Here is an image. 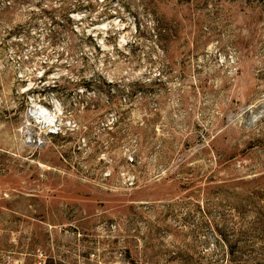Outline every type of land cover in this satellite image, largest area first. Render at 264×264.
I'll list each match as a JSON object with an SVG mask.
<instances>
[{
	"label": "rangeland",
	"instance_id": "obj_1",
	"mask_svg": "<svg viewBox=\"0 0 264 264\" xmlns=\"http://www.w3.org/2000/svg\"><path fill=\"white\" fill-rule=\"evenodd\" d=\"M230 260L264 264V0H0V264Z\"/></svg>",
	"mask_w": 264,
	"mask_h": 264
},
{
	"label": "bare ground",
	"instance_id": "obj_2",
	"mask_svg": "<svg viewBox=\"0 0 264 264\" xmlns=\"http://www.w3.org/2000/svg\"><path fill=\"white\" fill-rule=\"evenodd\" d=\"M42 113H43V114H42V115H43V116H42V117H43V120H44V121L47 120L48 122H51V121H49V120H52L51 115H50V114H45L44 112H42Z\"/></svg>",
	"mask_w": 264,
	"mask_h": 264
},
{
	"label": "trees",
	"instance_id": "obj_3",
	"mask_svg": "<svg viewBox=\"0 0 264 264\" xmlns=\"http://www.w3.org/2000/svg\"><path fill=\"white\" fill-rule=\"evenodd\" d=\"M231 264H238V262H236L235 260H230Z\"/></svg>",
	"mask_w": 264,
	"mask_h": 264
},
{
	"label": "built area",
	"instance_id": "obj_4",
	"mask_svg": "<svg viewBox=\"0 0 264 264\" xmlns=\"http://www.w3.org/2000/svg\"><path fill=\"white\" fill-rule=\"evenodd\" d=\"M52 132V131H51ZM53 133H54V131H53Z\"/></svg>",
	"mask_w": 264,
	"mask_h": 264
}]
</instances>
